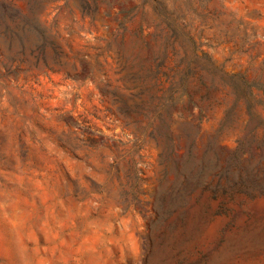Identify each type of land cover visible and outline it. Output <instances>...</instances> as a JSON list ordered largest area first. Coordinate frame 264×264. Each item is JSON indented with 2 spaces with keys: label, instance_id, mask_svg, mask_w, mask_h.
<instances>
[{
  "label": "rangeland",
  "instance_id": "rangeland-1",
  "mask_svg": "<svg viewBox=\"0 0 264 264\" xmlns=\"http://www.w3.org/2000/svg\"><path fill=\"white\" fill-rule=\"evenodd\" d=\"M1 2L23 18L8 21L20 36L0 19V264H264V128L246 127L247 102L218 132L234 99L218 78L208 118L153 137L105 93L127 92L118 56L139 25L152 39L181 18L264 118V0Z\"/></svg>",
  "mask_w": 264,
  "mask_h": 264
},
{
  "label": "trees",
  "instance_id": "trees-1",
  "mask_svg": "<svg viewBox=\"0 0 264 264\" xmlns=\"http://www.w3.org/2000/svg\"><path fill=\"white\" fill-rule=\"evenodd\" d=\"M21 14L1 2L0 19L6 23V30L20 36L19 23L13 28L10 22L22 20ZM126 30V22L120 24ZM183 19L170 20L166 17L165 28H159L149 39L144 24L134 30L137 41L133 47L123 48L119 52V72L129 82L127 92L119 93L105 82V93L111 94L123 105L125 114L142 115L145 131L153 137L159 129L171 130L174 123L185 117V112L197 109L198 123L208 118L215 106L221 105L215 99L221 91L218 78L223 79L230 93L232 102L227 101L224 116L219 121L218 132L226 130L234 119L235 111L241 101L247 102L251 121H257L251 128H264V118L253 111V96L244 88L250 83L242 76L228 74L222 67L216 66L210 52L202 46L208 42H198L187 31ZM200 51V54L197 52ZM170 61H174L171 64ZM228 94V92H227ZM214 98V99H212Z\"/></svg>",
  "mask_w": 264,
  "mask_h": 264
}]
</instances>
